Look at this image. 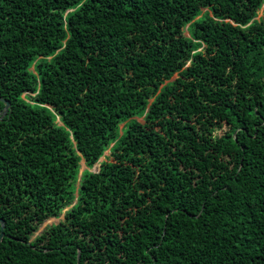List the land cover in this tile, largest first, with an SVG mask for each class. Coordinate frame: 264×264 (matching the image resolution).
<instances>
[{
    "label": "trees",
    "instance_id": "1",
    "mask_svg": "<svg viewBox=\"0 0 264 264\" xmlns=\"http://www.w3.org/2000/svg\"><path fill=\"white\" fill-rule=\"evenodd\" d=\"M0 98V264H264V0H0Z\"/></svg>",
    "mask_w": 264,
    "mask_h": 264
},
{
    "label": "water",
    "instance_id": "2",
    "mask_svg": "<svg viewBox=\"0 0 264 264\" xmlns=\"http://www.w3.org/2000/svg\"><path fill=\"white\" fill-rule=\"evenodd\" d=\"M0 101L5 104L4 111L0 114V120H1L11 111L12 106H11V103L7 100L0 98ZM0 224H1V229H2L1 234H0V248H1V244H2V241H3L4 236H5V234H4L5 222L3 220H1ZM79 259H80V256H79Z\"/></svg>",
    "mask_w": 264,
    "mask_h": 264
},
{
    "label": "rangeland",
    "instance_id": "3",
    "mask_svg": "<svg viewBox=\"0 0 264 264\" xmlns=\"http://www.w3.org/2000/svg\"><path fill=\"white\" fill-rule=\"evenodd\" d=\"M109 154L110 153L107 152L106 156H108ZM103 161H105V158H102L100 162H103ZM98 167H99V165L96 168H98ZM84 169H85V167H84ZM96 170H98V169H96ZM62 220H64V215L60 219H53V220H50V221L46 222V224L42 227L40 232H42L45 228H48V227H50V226H52L54 224H59L60 221H62Z\"/></svg>",
    "mask_w": 264,
    "mask_h": 264
}]
</instances>
